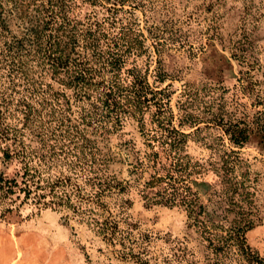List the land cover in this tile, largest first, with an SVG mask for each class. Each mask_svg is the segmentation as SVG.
Here are the masks:
<instances>
[{"label": "trees", "instance_id": "16d2710c", "mask_svg": "<svg viewBox=\"0 0 264 264\" xmlns=\"http://www.w3.org/2000/svg\"><path fill=\"white\" fill-rule=\"evenodd\" d=\"M81 1L92 7L85 20L73 12L74 0L15 2L20 15L34 10L39 17L33 24L34 51L22 53L21 40L14 38L4 41L0 52L8 66V84L0 86V159L14 167L12 175L0 171V204L11 206L20 200V204L29 202L38 209L66 210L108 246H118L114 251L122 258H131L138 264H183L187 247L182 243L174 246L170 256L159 260L150 251L149 245L159 236L139 231L134 222L129 197L132 184L110 171L112 159L87 135L89 129L91 133L109 134L131 116L136 118L143 137L144 150L133 152L135 169L147 174L143 188L151 190L150 195L143 193L146 205L182 207L189 225L201 233L212 250L213 257L206 264H227L231 259H237L233 264H264V258L246 242L245 232L251 220L232 219L225 227L221 221L211 219L212 209L192 186L209 170L187 150L190 137L202 128L198 126L191 132L184 129L201 120L188 112L183 102H178L175 113L168 86H151L146 72L137 64V57L148 47L147 36L134 17V10L143 8L142 1ZM142 12L145 13L143 9ZM153 29L146 31L154 41L151 46L159 64L158 46L163 44ZM151 56L148 54L149 59ZM26 57L62 76L63 84L72 88L81 102L76 118L71 117L69 100L62 101L60 92L49 91L48 87L43 92L46 101L28 95L34 91L32 84L25 89L27 93L16 97L15 78L21 75ZM128 60L130 65L126 66ZM159 74L158 67L155 83L161 84L165 78ZM237 88L243 97L253 84L241 77ZM180 96L189 97L191 93L185 87ZM232 100L234 108L239 106L238 118L225 120L223 114L214 115L209 122L221 133L215 141L204 142L218 154V165L208 164L218 177L220 190L210 192L208 200L214 199L224 213L222 219L228 213L242 215L239 202L250 192L248 171L243 170L242 158L234 148L243 147L252 137L264 145L263 103L250 104L254 108L251 110L238 96ZM209 187L213 188V184ZM10 206L5 211L12 212Z\"/></svg>", "mask_w": 264, "mask_h": 264}, {"label": "rangeland", "instance_id": "374dc122", "mask_svg": "<svg viewBox=\"0 0 264 264\" xmlns=\"http://www.w3.org/2000/svg\"><path fill=\"white\" fill-rule=\"evenodd\" d=\"M141 1L143 8L134 10V17L147 36L145 43L148 47L137 57L138 66L146 72L151 86L156 89V85L160 88L168 86L175 113L178 112V102H183L186 110L201 120L196 126L184 129L191 132L198 126L202 128V131L190 137L187 150L209 170L203 179L193 181L192 186L200 200L208 204L209 210L212 209L211 219L221 221L225 227L232 219H250L245 232L246 242L264 258V145L252 137L243 147L234 148L242 158L243 170L248 171L250 192L239 202L243 207L242 215L228 213L222 219L224 213L217 208L214 199L208 200L210 192L220 190L218 177L208 164L217 166L218 154L204 144L215 141L221 133L214 123L209 122L210 118L219 113L224 115L225 120L238 118L239 106L234 108L232 100L235 95L249 107L258 102L264 106V0ZM15 2L0 0V52L5 46L4 41L9 42L14 38L21 40L22 53L34 51L33 24L39 14L30 10L25 16L20 15ZM74 2L73 12L79 19L85 20L92 9L91 5L81 0ZM124 7L130 8L129 4ZM154 27L163 44L158 46L161 50L159 64L158 54L151 46L154 41L146 31V28L154 30ZM148 54L152 55L150 59ZM27 58L21 75L15 78L18 89L16 97L27 93L25 89L32 84L34 91L28 92V95L31 93L32 99L37 97L46 101L43 92L48 87L49 91L60 92L62 101L69 100L71 117L76 118L81 102L72 88L63 84L60 80L62 76L52 74L46 67L27 61ZM130 61L126 66L130 65ZM7 67L0 53V86L4 88L8 84ZM158 67L159 75L165 78L161 84L155 83ZM241 77H247L253 84L249 94L243 97L237 93L238 79ZM185 87L191 96H180ZM33 103L36 105L35 101ZM87 135L102 153L112 159L110 171L132 184L129 197L133 202L130 211L134 222L138 223L139 231H149L159 236L149 245L155 257L159 260L163 256H170L175 251L174 246L182 243L187 247L186 254H181L183 264L208 263L213 257L212 250L201 233L189 225L187 212L182 207L148 206L143 199V193L150 195L151 190H145L142 185L147 174H140L134 167L136 159L133 151L144 150L136 118L125 117L122 124L109 134H95L89 129ZM0 171L12 175L14 167L0 159ZM211 184L213 188L209 187ZM8 206L0 204V264H138L131 258H122L114 251L118 246H108L66 210L38 209L29 202L20 204V200L10 206L12 212L5 211ZM236 260L231 259L227 264H233Z\"/></svg>", "mask_w": 264, "mask_h": 264}]
</instances>
